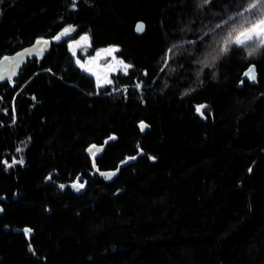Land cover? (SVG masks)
Listing matches in <instances>:
<instances>
[{
    "label": "trees",
    "instance_id": "trees-1",
    "mask_svg": "<svg viewBox=\"0 0 264 264\" xmlns=\"http://www.w3.org/2000/svg\"><path fill=\"white\" fill-rule=\"evenodd\" d=\"M201 4L0 0V58L51 41L0 81V264H264V48L204 67L246 0ZM110 45L133 67L97 88L76 61Z\"/></svg>",
    "mask_w": 264,
    "mask_h": 264
},
{
    "label": "snow or ice",
    "instance_id": "snow-or-ice-1",
    "mask_svg": "<svg viewBox=\"0 0 264 264\" xmlns=\"http://www.w3.org/2000/svg\"><path fill=\"white\" fill-rule=\"evenodd\" d=\"M210 3V0H202L201 6L204 4ZM75 7V4L73 5ZM243 8L242 12H237L235 17H232L233 27L229 31L225 33V35L216 42L215 46L212 48L210 52L204 57V59L200 60L199 63H201L204 67H209L214 65L215 61H217L221 56H224L227 54L230 49L233 46L244 48L247 50V55L249 57L255 55L260 51V49L264 48V0H246V6L241 5ZM239 21V23H237ZM225 24L228 23V21L224 22ZM144 24L143 22H140L136 25V31L143 32L144 31ZM219 27V25L217 26ZM75 28L73 26H68L63 28V30L56 36H54L52 39L55 41H60L63 37L68 36L70 33L74 32ZM51 42L49 40H37L36 45H49ZM91 46V38L88 34H84L80 36L78 40H73L71 44H69V48L72 50L73 54H76L77 48H83L85 51L87 47ZM35 48V45L33 46ZM28 51V50H26ZM40 51L43 52L44 48H40ZM119 51L116 47H108L105 49H100L96 51L95 56L90 57L88 61L81 62L79 59H77L76 63L80 65L82 69L85 71H88L90 73L93 72V69L91 67V64L100 59L104 58L107 59V57H112V60L115 61V65L111 61H108V63L105 65L106 69L110 72L122 70L125 75L128 74V71L133 66L131 64H126L123 60H116L114 53ZM172 49H169V52H171ZM19 55V54H17ZM13 59L15 60V57L9 58L5 57L4 60ZM0 63H3V61H0ZM116 65L119 66V68L116 67ZM165 67H167V60L165 61ZM13 71H15L13 69ZM161 71H164V68H161ZM6 74V73H5ZM5 74H0V80L5 79ZM145 75L147 73L145 72ZM243 76L248 77L251 81H255L257 79V76L255 74V65L249 66L247 71L243 73ZM113 81L109 79L107 76H104L101 78L99 75H97V88L103 87L104 85L112 84ZM243 83V80H241V84ZM141 84H137L136 87H141ZM115 91V89H114ZM124 91H127V88L124 89ZM207 105L201 104L196 107V111L203 115V109H206ZM15 122V121H13ZM141 131H144L145 128L148 127L143 121L139 125ZM115 137L111 136L109 137V140H114ZM107 141H105V144ZM102 149H98L96 145H92L88 151L93 156V163L95 164V157L97 152L101 151ZM17 152H22L23 149L17 148ZM142 152V149L140 150ZM135 157H132L130 159H134ZM151 159H155V157H151ZM3 163L7 167H13L16 164L23 165L24 159L21 156L19 160L13 158L11 164L8 163L7 160H4ZM99 171V169H97ZM117 172L119 169L116 170ZM251 171V169H249ZM101 175H107L109 178L111 176L116 175V172L112 173H101ZM84 183H80V177H76V181L72 184L73 188L82 189L85 187ZM61 188L65 187L64 185H60ZM26 232H30L31 229H25Z\"/></svg>",
    "mask_w": 264,
    "mask_h": 264
},
{
    "label": "water",
    "instance_id": "water-1",
    "mask_svg": "<svg viewBox=\"0 0 264 264\" xmlns=\"http://www.w3.org/2000/svg\"><path fill=\"white\" fill-rule=\"evenodd\" d=\"M140 22H143V24L145 26L144 27V31H145V29H146L145 22L143 20H139L137 22V24L140 23ZM143 32H138L137 31V33H139V34H142ZM41 39L49 40V39H45V38H40V39H37V40H41ZM36 41H34L33 43H31L29 45H26V46L22 47L21 49L17 50L16 52L7 54V55L3 56L2 58H0V61H3V63H0V74H5L6 73L4 80H6L7 78H9V77L13 76L14 74H16L17 72H19L23 68L25 63L30 58L43 55V54H45L46 52L49 51V49L51 47V43L49 45H36ZM34 45H35V48L33 47ZM42 47L44 48L43 52L40 51V48H42ZM26 50H28V51H26ZM17 54H19V55H17ZM5 57H9V58L15 57V60H13V59L4 60ZM13 69L15 71H13ZM255 74L258 77V73H257L256 67H255ZM4 80H0V81L3 82ZM96 146H97L98 149H102V146H98V145H96ZM97 153L100 154L101 151H99ZM101 173L108 174V173H111V172H109V171H101L100 174ZM102 176H106L109 180H112V178H113V176H111V178H109L107 175H102ZM3 211H4V208L0 204V214H2Z\"/></svg>",
    "mask_w": 264,
    "mask_h": 264
},
{
    "label": "rangeland",
    "instance_id": "rangeland-1",
    "mask_svg": "<svg viewBox=\"0 0 264 264\" xmlns=\"http://www.w3.org/2000/svg\"><path fill=\"white\" fill-rule=\"evenodd\" d=\"M79 38H80V37H79ZM79 38H78V39H79ZM78 39H75V40H78ZM72 42H73V40L70 42V44H71ZM113 46L116 47V48H118L117 45H110V46H105V47L99 48L98 50H100V49H105V48H108V47H113ZM79 49H80V48H77L76 53L78 52ZM98 50H97V51H98ZM71 51H72V50H71ZM114 55H115L116 60H122V59L117 55V52L114 53ZM93 56H95V54L92 55V56L87 57L85 60H82V59H80V58H78V59L83 63V62L88 61L89 58H90V57H93ZM108 61H111V62L113 63V65H115V61L112 60V57H107V59H104V58L102 57V58H100V59L94 61V62L91 64V67H92L93 72L95 73V75H94L93 73H91V74H93L94 76H96V78H97V75H99L101 78H103L104 76H107L109 79H111L112 74L115 73V72H117V71L110 72V71H108V70L106 69L105 65L108 63ZM123 61H124V60H123ZM124 62H125V61H124ZM125 63H126V62H125ZM126 64H128V63H126ZM116 67L119 68L118 65H116ZM83 70H84V69H83ZM84 71H85V70H84ZM87 72H88V71H87ZM89 73H90V72H89ZM104 86H105V85H104ZM27 144H28V141L24 142V143L22 144V147H23V148L26 147Z\"/></svg>",
    "mask_w": 264,
    "mask_h": 264
},
{
    "label": "bare ground",
    "instance_id": "bare-ground-1",
    "mask_svg": "<svg viewBox=\"0 0 264 264\" xmlns=\"http://www.w3.org/2000/svg\"><path fill=\"white\" fill-rule=\"evenodd\" d=\"M98 146H101V145H98ZM102 151V150H101Z\"/></svg>",
    "mask_w": 264,
    "mask_h": 264
}]
</instances>
